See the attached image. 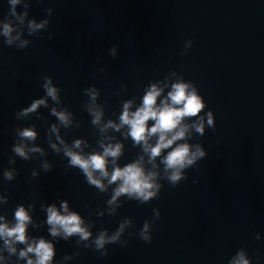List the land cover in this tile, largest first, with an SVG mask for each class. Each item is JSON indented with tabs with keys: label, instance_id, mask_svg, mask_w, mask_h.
<instances>
[{
	"label": "water",
	"instance_id": "95a60500",
	"mask_svg": "<svg viewBox=\"0 0 264 264\" xmlns=\"http://www.w3.org/2000/svg\"><path fill=\"white\" fill-rule=\"evenodd\" d=\"M11 7L10 0H0V21L11 20L12 36L19 33L10 46L0 34V224L12 227L15 209L23 205L32 221L28 243L51 241V264H229L240 249L251 264H264V0H21L16 13H28L23 25L9 15ZM30 20L48 23L29 35ZM45 76L59 87L60 103L46 97ZM181 77L196 86L206 108L184 117L190 127L172 147L188 143L195 152L199 145L205 156L173 186L162 163L171 148L149 162L150 152L128 135V125L119 131L104 125L120 124L124 103L137 110L153 84L164 89L159 105ZM88 89L96 91L95 99ZM38 99H46L47 107L17 118ZM52 108L70 113L67 127L51 115ZM89 109L103 112L98 125ZM209 110L214 129L207 125ZM200 116L203 135L192 127ZM153 124L148 121V127ZM33 125L36 140H21L18 130ZM57 135L69 146L81 140L74 150L85 155L102 152L101 142L121 144L115 166L140 161L146 174H158V196L143 204L121 196L109 205L116 185L103 180L105 193L90 186L79 168L69 167ZM157 140L154 135L148 144ZM15 143L41 148L44 155L30 152L24 160L14 155ZM45 162L50 171L43 169ZM113 166L109 157V172ZM6 169L14 172L13 180L4 178ZM63 200L80 215L88 240L50 235L46 207L59 209ZM145 222L151 241L141 239ZM118 231L115 243L96 249L101 232L111 237ZM12 246L15 253L0 237V264H27L19 256L27 244Z\"/></svg>",
	"mask_w": 264,
	"mask_h": 264
},
{
	"label": "clouds",
	"instance_id": "9594fccd",
	"mask_svg": "<svg viewBox=\"0 0 264 264\" xmlns=\"http://www.w3.org/2000/svg\"><path fill=\"white\" fill-rule=\"evenodd\" d=\"M11 10L9 15L14 17L23 25L28 13L23 15L16 13V5L21 3V0H10ZM25 9L29 7L27 3L24 4ZM2 23V34L6 40L5 43L10 46L13 40L19 39V33L13 37L12 21L5 19L0 21ZM48 21H42L37 24L35 20L28 22L29 35L37 32L39 29L44 28ZM49 39H52L50 34ZM29 41L25 40L21 42L20 47L24 48L28 45ZM191 41H188L185 47L191 46ZM113 53L115 49H112ZM44 83L42 85L45 90L46 97H50L53 101L60 103L58 92L59 87L53 84V80L49 76H45ZM93 99L96 98V91L94 89L87 90ZM164 91L163 88L157 87L153 84L143 96L142 105L135 111H130L131 101L124 103L123 112L119 116L120 124H114L109 120L104 128L112 127L119 131L123 125L129 126V133L136 144L143 142L145 152H150L149 162H153L156 157L160 156L163 149L172 150L163 157L162 163L165 165V172L167 173V180L173 186L177 185L181 180L187 177L184 174V169L191 167L195 162L205 156L204 150L197 145L195 152L190 150L188 143H179L175 147H172L176 141L185 138V134L188 132L189 125L183 124L184 117H197L198 113L206 108L203 97L198 94V89L191 81H185L181 77L177 82L172 83L171 90L167 92V96L157 104V98ZM43 105L47 107L46 99L34 100L30 107L24 108L17 113V118L20 116H27L29 113H35L37 109ZM51 115L55 116L62 125L68 126L70 113L66 110L57 111L56 108L51 109ZM89 115L93 117L92 123L98 125L103 115L102 111L95 109H89ZM207 117V125L214 129L213 113L207 111L205 113ZM154 121L151 127H148V121ZM192 127L196 128V131L201 135L204 133L205 116H200L198 122ZM35 125L30 127H23L18 130V137L21 140L35 141L36 132L34 131ZM52 132H57L56 125H52ZM103 131V128L101 129ZM154 135H158V140L155 145H149L148 139ZM57 140L63 145V155L68 158L69 167L79 168L85 176L86 182L90 186H94L101 193L107 191L103 180H107L108 185H116L112 190L111 198L107 201L109 205L113 204L117 198L121 196H127L129 199L138 200L141 204L148 202L150 199L158 196L160 185L155 184L157 173L144 171L140 161L126 164L123 167L115 166V161L121 155L122 145L117 143L115 145L108 144L105 146L102 142L100 147L102 152H91L87 155L83 151H75L74 149L81 148V140H75L74 143L69 146L57 135ZM50 147L57 154L61 152V149L57 147L55 143L49 141ZM12 151L15 156H18L24 160H30V152H40L44 155L41 148L31 147L26 150V146L23 143H15ZM112 158L113 168L111 172L108 170V158ZM9 163H15L12 159ZM155 166V165H154ZM45 171L51 170V165L47 162L43 164ZM98 174V175H97ZM35 176V171L32 172ZM4 178L11 181L15 178L14 172L10 170L4 171ZM156 219L159 218L160 212L158 209H154ZM47 220L46 223L50 226L49 233L52 237H57L63 233V238L67 239L74 234H78L81 240H88L91 233L82 226V220L80 215L75 212L69 211L67 200L61 201V207L58 209L55 204L46 207ZM0 216V219H3ZM31 217L25 210L23 205H18L15 209V223L12 227H9L7 223L0 224V237L4 238L5 245L8 250L15 253L16 249L12 246L13 243L27 244V247L22 249L19 253L21 258H27V264H51L54 257V245L51 241L45 240L43 237L34 239L31 243H28V237L26 230L31 223ZM148 223L145 222L143 229L141 230V239L144 241H151V236L148 234ZM123 225H121V231ZM119 238V231L111 236L107 237L106 232H101L95 239V247L97 250L104 247L106 243H115ZM260 239L259 235L256 237ZM29 254H33L35 259H32ZM107 255V252L102 253ZM229 264H251L250 259L245 250L240 249L230 259Z\"/></svg>",
	"mask_w": 264,
	"mask_h": 264
}]
</instances>
